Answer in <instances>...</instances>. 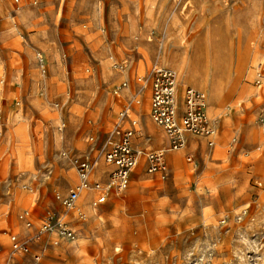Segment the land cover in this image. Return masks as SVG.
Instances as JSON below:
<instances>
[{"label": "rangeland", "instance_id": "rangeland-1", "mask_svg": "<svg viewBox=\"0 0 264 264\" xmlns=\"http://www.w3.org/2000/svg\"><path fill=\"white\" fill-rule=\"evenodd\" d=\"M165 72L177 129L187 91L205 98L180 147L152 118ZM123 109L142 150L127 186L64 209L72 158L109 182ZM0 264H264V0H0Z\"/></svg>", "mask_w": 264, "mask_h": 264}, {"label": "built area", "instance_id": "built-area-1", "mask_svg": "<svg viewBox=\"0 0 264 264\" xmlns=\"http://www.w3.org/2000/svg\"><path fill=\"white\" fill-rule=\"evenodd\" d=\"M18 1V0H14ZM166 72L163 73V82L154 84V91L152 95V118L155 123L161 126L166 133L173 136V146L180 147L182 142V130H199L204 128V120L199 107L201 106V96L193 91H187V100L189 104L188 110L185 112V116L182 118L181 129L176 128V123L173 120V80L171 76H166ZM170 75V74H169ZM172 97V98H171ZM135 121L130 119L127 114V110L123 109L118 113L117 121L114 124L111 132H109L107 145L108 148L104 153V163L111 167L109 182L93 183L90 187V174L95 167L96 162L89 156H81L72 158L71 162L74 165L77 185L70 189L66 195H56L55 199L59 201L61 206L66 210H71L74 207L75 202L82 194V191L91 188L97 192L96 199L93 203L101 204L105 201L108 194L115 191L116 194L121 192L128 184L129 174L131 170L136 166L138 157L142 154V150H136L133 148V139L135 136ZM149 160L148 172L157 171V154L147 155ZM28 212H24L20 218L26 219ZM51 219L47 218L41 227L39 233L45 232L50 227ZM27 227L30 226V222L25 223ZM56 225L61 226V220L56 221ZM9 244L12 253L24 254L28 252V246L24 242L20 241L15 235H9Z\"/></svg>", "mask_w": 264, "mask_h": 264}, {"label": "bare ground", "instance_id": "bare-ground-1", "mask_svg": "<svg viewBox=\"0 0 264 264\" xmlns=\"http://www.w3.org/2000/svg\"><path fill=\"white\" fill-rule=\"evenodd\" d=\"M174 52H176V51H174ZM169 53V52H168ZM171 54H173L172 53V50H171V52H170ZM176 53H178L179 54V52H176ZM171 54L169 55V56H171ZM163 55V54H162ZM180 55V54H179ZM182 55V54H181ZM180 55V56H181ZM172 56H174V55H172ZM182 57V56H181ZM163 58H164V56H163ZM175 58H176V56H175ZM177 58H178V55H177ZM180 58V57H179ZM167 59V58H166ZM170 60H171V57H170ZM166 61V60H165ZM174 61V60H173ZM181 61V60H180ZM168 62V64H169V61H167ZM183 62V61H182ZM181 62V63H182ZM166 63V62H165ZM173 63V62H172ZM183 65V64H182ZM171 67V66H170ZM206 77V76H205ZM209 81V80H208ZM216 82V81H215ZM184 84H185V82H184ZM191 91V90H190ZM202 94V93H201ZM212 94V93H211ZM220 94V93H219ZM200 95V94H199ZM201 96V98L203 99V102H202V100H201V106L203 105V109L205 110V98H204V95L202 94V95H200ZM218 96V95H217ZM175 97V96H174ZM220 97H221V94H220ZM220 97H218V98H220ZM213 98V97H212ZM212 101V100H211ZM209 102H210V99H209ZM207 103V102H206ZM214 112V111H213ZM207 113L210 115L211 114V109H210V106H208V108H207ZM178 155V154H177ZM175 156V155H174ZM173 158V157H172ZM178 158V157H177ZM173 159H175V158H173ZM172 159V160H173ZM174 161H177V160H174ZM99 171H97V173H98ZM69 179H71V178H69ZM93 192H91V191H89L88 189L87 190H84V191H82V194H81V200H79L83 205H85V202H87V199L91 196V194H92ZM88 207V206H87ZM86 207V208H87ZM88 211V210H87Z\"/></svg>", "mask_w": 264, "mask_h": 264}]
</instances>
